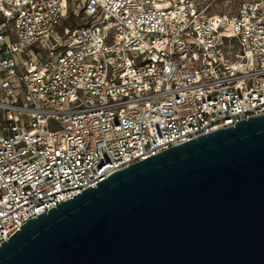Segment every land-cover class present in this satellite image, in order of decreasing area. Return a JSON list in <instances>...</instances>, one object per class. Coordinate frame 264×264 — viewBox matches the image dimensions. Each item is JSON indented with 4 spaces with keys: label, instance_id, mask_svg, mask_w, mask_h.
<instances>
[{
    "label": "built area",
    "instance_id": "2783aa9c",
    "mask_svg": "<svg viewBox=\"0 0 264 264\" xmlns=\"http://www.w3.org/2000/svg\"><path fill=\"white\" fill-rule=\"evenodd\" d=\"M0 0V244L109 174L264 113V1ZM230 1V0H228ZM51 124L53 126H51Z\"/></svg>",
    "mask_w": 264,
    "mask_h": 264
},
{
    "label": "water",
    "instance_id": "95a60500",
    "mask_svg": "<svg viewBox=\"0 0 264 264\" xmlns=\"http://www.w3.org/2000/svg\"><path fill=\"white\" fill-rule=\"evenodd\" d=\"M0 264H264V113L29 219L0 244Z\"/></svg>",
    "mask_w": 264,
    "mask_h": 264
},
{
    "label": "rangeland",
    "instance_id": "374dc122",
    "mask_svg": "<svg viewBox=\"0 0 264 264\" xmlns=\"http://www.w3.org/2000/svg\"><path fill=\"white\" fill-rule=\"evenodd\" d=\"M198 1L200 2L201 5L207 6V10L209 13L217 14V13H222L224 11H228L229 16H232L235 14L240 3L244 0H230V1L228 0H198ZM253 1H261V0H253ZM88 20L89 19L83 15L80 0L75 1L72 4H68L67 12L63 20L64 25L78 26ZM51 126L53 125L51 124Z\"/></svg>",
    "mask_w": 264,
    "mask_h": 264
}]
</instances>
